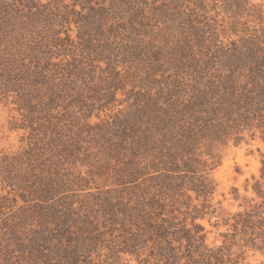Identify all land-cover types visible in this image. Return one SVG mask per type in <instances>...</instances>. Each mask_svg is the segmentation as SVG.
I'll return each mask as SVG.
<instances>
[{
	"label": "trees",
	"instance_id": "16d2710c",
	"mask_svg": "<svg viewBox=\"0 0 264 264\" xmlns=\"http://www.w3.org/2000/svg\"><path fill=\"white\" fill-rule=\"evenodd\" d=\"M71 1L0 0V103L27 131L26 148L0 157V264H108L104 247L147 251L152 264H240L233 246L264 251V156L220 246L195 224L214 213L217 148L264 142V10ZM187 192L199 205L179 220Z\"/></svg>",
	"mask_w": 264,
	"mask_h": 264
},
{
	"label": "rangeland",
	"instance_id": "374dc122",
	"mask_svg": "<svg viewBox=\"0 0 264 264\" xmlns=\"http://www.w3.org/2000/svg\"><path fill=\"white\" fill-rule=\"evenodd\" d=\"M40 3H46L49 0H37ZM65 3L71 4V0H64ZM183 0H178L179 4H183ZM190 2L194 0H189ZM220 1V0H215ZM250 4L264 10V0H249ZM185 3V2H184ZM209 6H213L212 0H206ZM219 5V3L217 2ZM190 5V4H189ZM213 15L214 12L212 11ZM224 15H220L222 17ZM74 37V32L71 33ZM229 37V38H228ZM223 41L237 39L235 35H228ZM120 98V95H117ZM14 105H5L0 103V157L3 155H10L15 152H19L26 148V140L24 139L27 135V131L22 129H12V121L14 118L19 117L18 112L13 109ZM104 117V116H103ZM98 120L91 118L89 122L94 124ZM217 156H219V164L210 172L212 179L216 185L215 192L212 196L211 203L213 205L214 213L205 214L203 217L195 219V224H199L204 227L206 232V244L211 247H217L222 244L224 240L223 235L230 233V227L225 225V220L233 215L234 213L242 210L246 207L247 200L252 198V178L259 177V171L261 166V159L264 156V142L258 137L250 139L246 137L245 141L235 144L233 141H229L226 145L219 146L216 150ZM81 168V167H80ZM89 166L82 167L81 170L84 173L87 171ZM86 175V174H84ZM97 179V178H95ZM236 189V194L239 196L237 200L234 199L235 193L233 190ZM7 188L3 186L0 179V196L7 194ZM180 200L178 204L179 212H174L179 220H183L186 211L185 205L190 204L191 206L199 205V201L195 199L193 193L187 192V196ZM190 220L187 219V225ZM119 234L120 231H117ZM108 233L105 239L110 243L114 241V235ZM111 245V244H110ZM231 252L239 254L244 252L242 257L244 258L240 264H264V251L252 249L250 247H243L238 249V246H233ZM101 255L107 254L110 259H107L108 264H152L153 259L148 256L147 251H143L137 256L136 254L118 253L117 257L110 254L107 248H103L100 252ZM102 259L105 257L102 256ZM146 261H142V260Z\"/></svg>",
	"mask_w": 264,
	"mask_h": 264
}]
</instances>
